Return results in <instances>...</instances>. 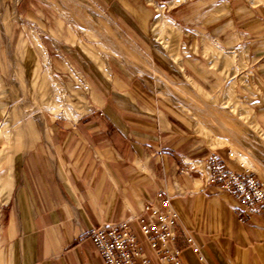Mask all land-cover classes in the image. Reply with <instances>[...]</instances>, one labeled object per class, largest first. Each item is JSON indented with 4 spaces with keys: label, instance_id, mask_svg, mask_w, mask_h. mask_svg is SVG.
<instances>
[{
    "label": "crops",
    "instance_id": "1",
    "mask_svg": "<svg viewBox=\"0 0 264 264\" xmlns=\"http://www.w3.org/2000/svg\"><path fill=\"white\" fill-rule=\"evenodd\" d=\"M91 1L138 45L157 8L179 29L180 38L189 29L221 36L229 45L248 36L264 82V4ZM5 8L34 9L43 18L49 9L44 0H0V9ZM111 73L102 97L94 92L89 97L98 107L87 112L90 105H83L73 119L47 120V128L36 129L34 139L16 155L7 200L9 264H104L87 233L132 219L140 238L143 207L156 203L161 190L178 214L174 245L182 264H264L262 221L242 219L235 199L207 182L210 148L189 135L162 102L145 96L125 67L117 65ZM257 119L264 129V111ZM217 153L227 168L242 170L229 151L219 148ZM189 237L198 253L187 244ZM145 251L152 264H161Z\"/></svg>",
    "mask_w": 264,
    "mask_h": 264
},
{
    "label": "rangeland",
    "instance_id": "2",
    "mask_svg": "<svg viewBox=\"0 0 264 264\" xmlns=\"http://www.w3.org/2000/svg\"><path fill=\"white\" fill-rule=\"evenodd\" d=\"M44 1V18L34 9H0V264L11 258L7 200L16 155L35 131L47 128V120L73 119L84 106L90 105L87 112L98 107L89 97H102L117 65L189 135L211 152L229 151L264 183V129L257 119L264 111V82L250 37L229 45L221 36L189 29L180 38L157 8L138 45L91 0ZM158 21L165 23L156 26Z\"/></svg>",
    "mask_w": 264,
    "mask_h": 264
},
{
    "label": "built area",
    "instance_id": "3",
    "mask_svg": "<svg viewBox=\"0 0 264 264\" xmlns=\"http://www.w3.org/2000/svg\"><path fill=\"white\" fill-rule=\"evenodd\" d=\"M207 161V182L235 199L242 219L257 218L264 224V183L242 166L241 171L227 168L217 152H211ZM143 214L137 225L140 238L131 226L132 219L87 233L104 264H152L145 248L161 264H182L180 250L174 245L178 214L170 195L158 191L156 203L145 205ZM187 244L199 252L190 237Z\"/></svg>",
    "mask_w": 264,
    "mask_h": 264
},
{
    "label": "bare ground",
    "instance_id": "4",
    "mask_svg": "<svg viewBox=\"0 0 264 264\" xmlns=\"http://www.w3.org/2000/svg\"><path fill=\"white\" fill-rule=\"evenodd\" d=\"M247 170V169H246ZM249 171V170H248Z\"/></svg>",
    "mask_w": 264,
    "mask_h": 264
}]
</instances>
